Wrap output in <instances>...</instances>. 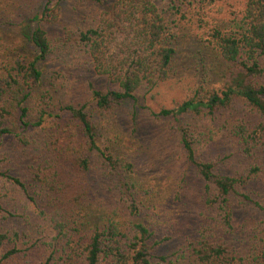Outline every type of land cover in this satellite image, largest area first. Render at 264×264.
<instances>
[{"label":"rangeland","instance_id":"1","mask_svg":"<svg viewBox=\"0 0 264 264\" xmlns=\"http://www.w3.org/2000/svg\"><path fill=\"white\" fill-rule=\"evenodd\" d=\"M245 1H205L175 12L167 0H153L165 12L167 43L174 50L168 77L153 88L143 84L136 91L134 102L119 104L106 114L96 110L90 87L105 90L111 86L93 71L77 40L78 32L104 6L87 0H49V6L59 10L58 20L53 24L40 23L52 45V51L41 63L44 90L54 95L52 109L83 107L99 145L108 148L120 163L132 165L131 174L123 176L136 185L141 207L137 220L150 226L155 239L165 238L155 256L165 257L171 261L169 264H191V253L201 234L236 252L247 250L250 256L253 249L264 248V135L252 156H246L238 136L242 126L251 128L261 119L237 100L211 114L201 110L177 117L157 115L162 109H174L193 98L206 101L211 94L225 89L233 69L211 45L212 30L232 28ZM44 3L0 0V67L19 56L30 57L31 47L21 38L19 28L35 26L31 19ZM256 81L264 84V78ZM35 104L29 107L31 123L35 121ZM17 118L18 113L13 111L12 119ZM62 120L56 125L61 120L50 119L40 128L27 130L16 125L12 134L0 138V173L19 179L25 188L0 175V231L18 233L16 244L0 248V264H43L48 255L47 243L57 234L54 221H62L51 211L56 201L49 207L45 198L48 184L55 181L66 189L83 187L86 192L85 208L91 211L81 227L83 232L101 228L109 220H117L123 227L131 222L116 195L114 180L99 160L91 157L89 171L82 172L76 162L78 155L72 150L79 136L76 122L68 114ZM181 128L189 129L197 158L212 163L216 174H246L254 165L260 169L242 191L252 202L237 198L231 202V231L218 229L216 211L204 203L205 184L186 160ZM67 193L65 190L55 199L65 201ZM13 247L17 253L2 260L1 255Z\"/></svg>","mask_w":264,"mask_h":264},{"label":"trees","instance_id":"2","mask_svg":"<svg viewBox=\"0 0 264 264\" xmlns=\"http://www.w3.org/2000/svg\"><path fill=\"white\" fill-rule=\"evenodd\" d=\"M44 1L43 8L31 19L36 25L19 28L21 38L31 47L30 57L19 56L0 67V138L12 134L16 125L22 130L40 128L50 119L61 120L56 123L59 125L63 123L62 116L68 114L76 122L79 135L72 148L78 155L77 164L85 174L89 171L91 157L99 160L107 175L114 180L116 195L131 222L123 227L117 220H109L101 228L83 232L81 227L91 211L85 208L88 197L83 187L66 189L56 181L48 184L49 193L45 192V198L49 207L56 201V207L50 209L62 221H54L57 234L47 243L48 255L43 264H169L171 261H166L165 257L155 256L157 247L165 238L155 239L150 226L137 220L141 207L137 202L136 185L123 176L124 173L131 174L132 165L120 163L108 148L99 145L95 128L83 107L68 106L59 111L51 107L54 95L44 90L41 63L52 51V45L40 23H55L59 10L50 7L49 0ZM87 1L104 8L78 32L77 40L93 71L111 86L105 90L90 87L96 110L106 114L119 104L134 102L135 93L143 84L153 88L165 81L174 50L167 43L169 27L165 12L153 0ZM205 1L215 0H167V3L171 10L180 12ZM211 39L218 55L233 69L225 89L220 94H211L206 101L193 98L174 109H162L157 115L177 117L201 110L211 114L234 100L242 101L262 121L251 128L242 126L238 134L244 153L252 156L264 135V84L256 81L264 78V0H246L234 26L230 29L213 28ZM32 103H36L37 109L33 123L28 120ZM13 111L18 113L16 120L12 119ZM180 133L186 160L205 184V205L216 211L218 229L231 231V202L234 198L252 202L242 191L253 176L258 175L259 167L251 166L246 174L218 175L212 163L197 158L189 129L181 128ZM0 175L25 190L19 179L4 173ZM65 190L68 191L67 200L55 199L64 195ZM204 231L207 234V230ZM204 237L205 234L199 236L191 253V264H264L263 247L253 249L250 256L247 250L236 252L228 245ZM17 240V232L8 235L0 231V248L9 243L16 244ZM16 253L13 247L4 252L1 259H8Z\"/></svg>","mask_w":264,"mask_h":264}]
</instances>
